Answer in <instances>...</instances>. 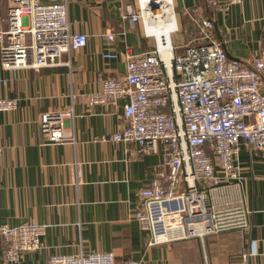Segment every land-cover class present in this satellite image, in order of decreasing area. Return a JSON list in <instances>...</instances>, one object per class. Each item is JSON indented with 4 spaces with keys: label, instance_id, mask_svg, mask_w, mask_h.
<instances>
[{
    "label": "crops",
    "instance_id": "crops-1",
    "mask_svg": "<svg viewBox=\"0 0 264 264\" xmlns=\"http://www.w3.org/2000/svg\"><path fill=\"white\" fill-rule=\"evenodd\" d=\"M209 1L172 0L174 53L195 41L199 22L209 19L212 37L228 57L251 65L264 39V0ZM8 4L0 0L1 28L7 27ZM66 7L70 31L86 36L83 47L62 53L53 67L9 70L0 64V98L18 100L13 111L0 112V226L30 221L45 227L41 248L8 264H48L53 254L92 251L112 252L115 264H241L244 253L247 264H264V149L244 141L234 159L240 179L218 186L200 182L198 188L207 208L240 203L249 226L186 237L178 229L169 242L147 245L135 212L142 187L152 180L166 184L158 174L166 171L165 146L157 142L154 150L139 153L134 143L102 140L125 125L127 99L87 107L83 95L98 91L101 77L121 79L125 52H150L155 39L145 35L140 20L122 18L128 7L137 11V0H67ZM66 110L72 117L62 119V141L45 142L40 113ZM2 249L0 237V264H7Z\"/></svg>",
    "mask_w": 264,
    "mask_h": 264
},
{
    "label": "built area",
    "instance_id": "built-area-1",
    "mask_svg": "<svg viewBox=\"0 0 264 264\" xmlns=\"http://www.w3.org/2000/svg\"><path fill=\"white\" fill-rule=\"evenodd\" d=\"M66 1L9 0L7 27H0L2 68L53 67L62 53L86 44L84 34L69 29ZM209 2L216 5L214 0ZM239 2L225 0L226 5ZM137 5L136 12L128 7L122 18L133 23L140 20L145 35L155 39L154 49L136 56L125 52L126 74L121 79L101 77L100 89L83 98L87 107L127 99L123 104L125 125L102 140L134 143L139 153L154 150L157 142L165 146L166 171L158 174L166 184L152 180L139 190L135 219L147 235V245L169 242L178 229L183 232L181 237L244 229L249 222L240 203L207 208L198 184L218 186L240 179L234 160L239 142L254 150L264 149V39L256 60L244 65L230 59L214 41L213 23L204 19L198 24L196 40L176 54L169 38L177 29L172 0H137ZM157 20L169 25L167 42L162 43L152 31ZM103 57L117 56L105 53ZM17 105L16 98H0V112L13 111ZM65 117H72V110L40 113L45 142L62 141ZM44 230V225L30 221L0 226L2 260L17 263L23 253L40 249ZM248 254L242 255L241 264H247ZM47 261L115 264L110 251L53 254Z\"/></svg>",
    "mask_w": 264,
    "mask_h": 264
},
{
    "label": "bare ground",
    "instance_id": "bare-ground-1",
    "mask_svg": "<svg viewBox=\"0 0 264 264\" xmlns=\"http://www.w3.org/2000/svg\"><path fill=\"white\" fill-rule=\"evenodd\" d=\"M160 26H161V28H159V30H160V34L161 35L158 33L159 31L157 30V28L160 27ZM168 26L169 25L161 24L160 20H157L156 24L153 26L152 31L156 34V36L159 38V40L162 41V43L168 41V38H167V34H168V31H169V27ZM193 199H194V197H193Z\"/></svg>",
    "mask_w": 264,
    "mask_h": 264
}]
</instances>
